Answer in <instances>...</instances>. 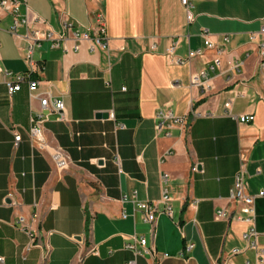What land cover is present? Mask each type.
<instances>
[{"label":"crops","instance_id":"1","mask_svg":"<svg viewBox=\"0 0 264 264\" xmlns=\"http://www.w3.org/2000/svg\"><path fill=\"white\" fill-rule=\"evenodd\" d=\"M189 2L190 25L180 0H27L55 32L64 20L93 26L100 14L107 37V51L94 53L85 42L78 52L41 42L33 70L25 39L9 33L11 16L0 12V69L38 82L33 94L24 82L9 96L0 73L2 264L255 263L241 240L246 224L214 214L238 211L228 195L240 167L246 196L264 189V0ZM202 30L217 47L228 37L222 53L204 46ZM172 45L174 58L201 55L176 64L166 57ZM200 72L203 86H191ZM44 97L63 102L64 121L40 107ZM243 115L254 120L241 123ZM35 126L39 139L30 137ZM164 191L172 218L163 213ZM136 201L156 207L153 223ZM254 208L264 247V198ZM133 237L158 259L126 249Z\"/></svg>","mask_w":264,"mask_h":264},{"label":"built area","instance_id":"2","mask_svg":"<svg viewBox=\"0 0 264 264\" xmlns=\"http://www.w3.org/2000/svg\"><path fill=\"white\" fill-rule=\"evenodd\" d=\"M182 7L185 10L187 23L190 25L194 19L193 5L189 0H180ZM0 12L6 15L11 16L12 24L9 29V33L13 37H22L26 41V47L24 48V59L29 65L30 69H34L33 62V51L34 48L40 47L41 42L47 41L50 44L51 49L60 48L64 52L72 51L78 52L80 49V44L85 42L88 43V50L91 53L96 51H107V37H106V28L105 21L102 15L97 14L94 17V25H90L86 28L81 27L78 24L64 20L61 22L60 30L58 32L53 31L49 24L41 18L37 13H35L27 5V0H0ZM61 13V12H59ZM23 28L25 33L20 36L18 34V29ZM263 37L262 43L259 46V55L261 57V67L264 68V29H261L260 33ZM201 36L204 38V46L206 48H216L217 52L220 54L223 52L224 47L228 44V37H223L222 44L216 46L208 39V33L206 30L201 31ZM255 35L251 36V40L254 39ZM71 42L72 47L69 49L67 43ZM176 45H172L166 51V57L169 58L172 62L176 64H183L189 62L192 58L201 55V51H188L187 57L183 58H174V51ZM213 67L210 69L213 70L215 67L219 68L220 60L216 59L213 62ZM241 63L234 62V70H238ZM4 77V84L7 89V94L11 96L14 93H17L21 90V85L24 82L28 83L29 93L33 94L38 88V82L33 80L29 81L26 74H12L7 71L1 70ZM206 79V74L200 72L193 74L191 77V86H203L202 79ZM229 102L225 105L228 108ZM40 107L48 112V115H56L57 121H64L63 111L64 104L62 101H50L47 97L40 99ZM47 118V115L44 117ZM159 119H168L173 118L170 113H159ZM174 123L183 124V120L173 119ZM254 120L253 115H243L239 117V122L241 123H250ZM160 125L157 126V130H160ZM41 136V130L38 126L32 128L30 132V137L33 139H39ZM63 162L61 161L60 164ZM243 169L240 167L239 171L235 175L234 182L232 187L229 190L228 199L234 203L240 205L238 211L235 212L231 217L223 210H217L214 214V219L216 221H230L233 218L236 222H242L246 224L245 231L241 234V240L245 244V248L251 250L255 256L254 264H264V247L258 243L259 233L255 227V208H254V199L255 198H264V189H261L255 197L246 196L244 193V184H243ZM132 198H136V195H133ZM127 197L122 196L121 202L126 201ZM171 198L167 195L166 191L163 192L161 202L164 204L163 213L172 218L171 209L169 202ZM136 208L143 213V221L146 223H153L156 218V207L150 204L147 201L139 202L136 201ZM32 222L35 221L33 217ZM16 224L21 229H25V221L22 217H18ZM26 230V229H25ZM26 233L29 234V231L26 230ZM30 235V234H29ZM32 240V239H31ZM146 240L143 237H133V242L125 246L126 249L131 250L135 256H141L142 254L149 255L152 259L157 260L158 255L154 249L146 248ZM40 246V245H39ZM38 246V247H39ZM192 248V245L188 246V250ZM241 251L239 249H233L230 254L236 255ZM167 257V255H163ZM2 264V261L0 260Z\"/></svg>","mask_w":264,"mask_h":264},{"label":"water","instance_id":"3","mask_svg":"<svg viewBox=\"0 0 264 264\" xmlns=\"http://www.w3.org/2000/svg\"><path fill=\"white\" fill-rule=\"evenodd\" d=\"M98 118H106L107 117V114H99L97 115Z\"/></svg>","mask_w":264,"mask_h":264},{"label":"rangeland","instance_id":"4","mask_svg":"<svg viewBox=\"0 0 264 264\" xmlns=\"http://www.w3.org/2000/svg\"><path fill=\"white\" fill-rule=\"evenodd\" d=\"M1 264V263H0Z\"/></svg>","mask_w":264,"mask_h":264}]
</instances>
